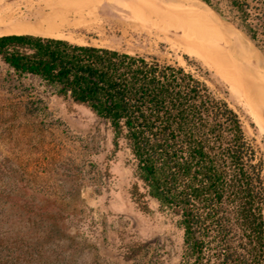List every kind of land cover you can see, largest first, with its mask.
<instances>
[{"label": "trees", "instance_id": "trees-1", "mask_svg": "<svg viewBox=\"0 0 264 264\" xmlns=\"http://www.w3.org/2000/svg\"><path fill=\"white\" fill-rule=\"evenodd\" d=\"M230 1L257 41L250 4ZM184 59L186 66L64 38L0 35V60L16 77L86 106L110 128L114 152L129 150L133 202L150 213L154 200L178 217L179 264H264V156L229 92L212 86L198 60ZM68 223L64 208L0 161V264H65Z\"/></svg>", "mask_w": 264, "mask_h": 264}, {"label": "rangeland", "instance_id": "rangeland-1", "mask_svg": "<svg viewBox=\"0 0 264 264\" xmlns=\"http://www.w3.org/2000/svg\"><path fill=\"white\" fill-rule=\"evenodd\" d=\"M156 1L102 0L101 6H113L114 16L106 35L91 33L73 42L156 56L163 62L183 66L185 54L195 58L210 71L212 86L218 83L229 92L227 98L242 113L247 136L264 156V131L255 118L264 117V110L253 113L245 98L230 88L215 65L219 50L228 53L245 48L251 54V63L229 55L235 65L248 74L264 73V0H247L252 24L258 32L254 42L260 54L236 28L244 29V24L230 0H209L221 19L204 0H195L202 8L192 12H207L228 37L227 43L197 41L203 49L207 48L203 50L206 58L185 49L198 46L186 37L183 28L174 27L167 17L147 9L156 5L182 15L191 12L189 3ZM101 16L105 18L106 14ZM219 92L224 95L222 90ZM129 158L127 148L114 152L110 128L89 108L52 94L36 78L16 77L0 60V161L14 166L16 179L29 183L37 197H50L65 209V219L69 220L65 230V264H179L183 230L177 223L178 217L171 210L159 209L154 200L150 213L136 206L129 192L133 181Z\"/></svg>", "mask_w": 264, "mask_h": 264}, {"label": "bare ground", "instance_id": "bare-ground-1", "mask_svg": "<svg viewBox=\"0 0 264 264\" xmlns=\"http://www.w3.org/2000/svg\"><path fill=\"white\" fill-rule=\"evenodd\" d=\"M101 1L102 0H0V35L30 33L42 36L64 38L72 42L77 37L84 38L86 35L91 33H95L98 36H105L107 32L106 28L110 23L112 16H114L112 15L113 6L109 4L101 6L99 4ZM178 1L182 3H189L188 5L191 7L189 11L191 12L185 14H182V12V15H178L176 13H170L164 9H161L156 5H151L152 3L147 9H149L151 13H155L162 17H167V19L170 20L169 23L174 27L183 28L186 37L192 41H195V44L198 47L201 45L199 42H197L199 40L212 41L216 43H227V35L211 21L212 18L209 19L206 14L207 12L201 14L192 12L194 10L199 11V9L202 8L199 2L195 0ZM156 2H158V0ZM101 14H106V17L103 18ZM135 16L139 17V15ZM154 17L156 19V16ZM166 32L167 31H165V33ZM198 47L193 48L186 46L185 49L198 57L206 58L203 50L207 48L204 47L203 49L201 46L199 48ZM229 55L234 58L240 57L247 63H251L252 60L250 52L245 48H241L238 52L234 51L228 53L225 51V49L219 50L215 65L219 70L218 72H220V75L230 85V88L245 98L247 105L250 106L253 113L256 112L255 110L263 111L264 73L258 74L255 72H250V74H248L247 72H244L243 70L239 69V66L237 67V65H235L234 59L232 60ZM255 118L261 130L264 131V117L257 115Z\"/></svg>", "mask_w": 264, "mask_h": 264}, {"label": "water", "instance_id": "water-1", "mask_svg": "<svg viewBox=\"0 0 264 264\" xmlns=\"http://www.w3.org/2000/svg\"><path fill=\"white\" fill-rule=\"evenodd\" d=\"M205 5L213 12V14H215L219 19H221V16L219 15L218 11L216 9H214L208 2H206L204 0ZM223 24V23H222ZM225 27H227V25L224 24ZM248 40V42L251 44V46L258 52V54H260L261 52L259 51L257 45L255 44L254 40L250 37V35L242 28L240 27H236Z\"/></svg>", "mask_w": 264, "mask_h": 264}]
</instances>
